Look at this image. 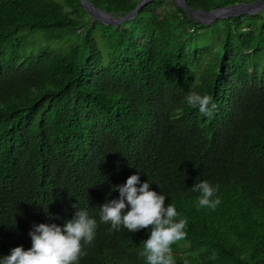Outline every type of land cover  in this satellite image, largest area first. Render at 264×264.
<instances>
[{
	"label": "trees",
	"instance_id": "trees-1",
	"mask_svg": "<svg viewBox=\"0 0 264 264\" xmlns=\"http://www.w3.org/2000/svg\"><path fill=\"white\" fill-rule=\"evenodd\" d=\"M88 1L124 16L140 0ZM185 1L208 12L256 0ZM130 22H93L80 0H0V258L28 250L34 224L62 227L76 203L98 225L79 264H147L139 253L151 226L109 231L99 219L114 187L139 172L177 221L187 218L173 264H264V11L214 22L212 49L194 45L212 24L171 0H152ZM176 27L184 36L172 44ZM34 31L45 44L27 53ZM67 35L77 39L65 46ZM190 92L213 97L211 118L187 106ZM202 181L219 185L215 209L191 191Z\"/></svg>",
	"mask_w": 264,
	"mask_h": 264
},
{
	"label": "clouds",
	"instance_id": "clouds-1",
	"mask_svg": "<svg viewBox=\"0 0 264 264\" xmlns=\"http://www.w3.org/2000/svg\"><path fill=\"white\" fill-rule=\"evenodd\" d=\"M185 101L188 107L198 108L201 114L210 118L217 108L211 95L190 92ZM113 190L119 192V197L99 207L100 222L110 223L109 231H119L123 226L133 233L151 226L139 255L146 258L147 264H173L170 246L186 237L187 218L177 221L175 206L166 205V197L151 190L148 181L141 182L139 172L130 175L123 185H117ZM218 190V184L213 186L208 181L191 187V191L200 193L199 205L211 209L220 204L216 197ZM72 207L74 216L62 227L55 223L34 224L28 233L31 247L28 250L22 246L14 247L9 255L0 258V264H79L87 255L86 246L95 239L98 225L86 209H77L76 203ZM210 259H217V254L213 252Z\"/></svg>",
	"mask_w": 264,
	"mask_h": 264
},
{
	"label": "water",
	"instance_id": "water-1",
	"mask_svg": "<svg viewBox=\"0 0 264 264\" xmlns=\"http://www.w3.org/2000/svg\"><path fill=\"white\" fill-rule=\"evenodd\" d=\"M152 0H140L136 7L124 16H114L91 4L88 0H80L84 11L89 15L93 22L103 26H112L117 28L121 23L132 19L138 10L151 2ZM178 8L182 9L188 19L196 24L208 25L217 19H230L241 15H256L264 11V0H256L248 3H239L229 5L223 8L212 9L208 12L203 10H194L187 6L185 0H171Z\"/></svg>",
	"mask_w": 264,
	"mask_h": 264
},
{
	"label": "rangeland",
	"instance_id": "rangeland-1",
	"mask_svg": "<svg viewBox=\"0 0 264 264\" xmlns=\"http://www.w3.org/2000/svg\"><path fill=\"white\" fill-rule=\"evenodd\" d=\"M130 2H135L136 0H129ZM171 8V3L169 1H165L163 3V8H162V13H165L166 11H168V9ZM86 13V12H85ZM131 19H129L128 21H130ZM220 20V19H217ZM217 20L212 21L206 30L199 32L196 36H194V45L197 48H210L212 49V46L214 47L216 45L217 42V38L219 35V31H220V27L218 25V23H214ZM128 21H126V23L124 24L127 28H135V24L130 22L127 23ZM214 23V24H213ZM27 32V31H25ZM24 34V32H23ZM28 40L27 42L23 45L24 51L27 53L30 52H34L35 50H37L41 45L45 44V40L43 39V37L41 36L40 32L38 31H34L32 32V34L27 33ZM94 36L97 42V47L99 49V51L102 54V62H101V66H105L107 64L108 61V50L107 47L105 45V43L103 42L101 35H100V31L99 29H96L94 31ZM183 32L182 31H178V27H176L174 30L172 29L169 32V42L172 44H175L179 41H181L183 39ZM76 37L74 35H67L62 43L65 44V46L67 44H71L74 43L76 41ZM52 49H54L55 51V44L54 43H50ZM207 56L204 57V61L203 63L206 62ZM196 74L198 73V68L195 69Z\"/></svg>",
	"mask_w": 264,
	"mask_h": 264
}]
</instances>
